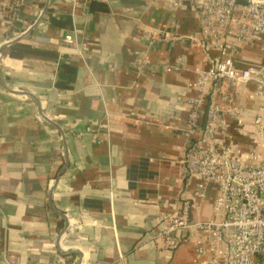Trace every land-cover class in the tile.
Listing matches in <instances>:
<instances>
[{
	"label": "crops",
	"instance_id": "1",
	"mask_svg": "<svg viewBox=\"0 0 264 264\" xmlns=\"http://www.w3.org/2000/svg\"><path fill=\"white\" fill-rule=\"evenodd\" d=\"M98 1L107 15L26 0L11 25L0 0V264H197L191 245L166 255L153 238L180 196L190 85L209 64L188 41L149 47L143 36L194 34L199 18L169 0ZM40 13L45 37L28 35ZM14 30L24 35L8 46ZM182 58L185 69L163 70Z\"/></svg>",
	"mask_w": 264,
	"mask_h": 264
},
{
	"label": "built area",
	"instance_id": "2",
	"mask_svg": "<svg viewBox=\"0 0 264 264\" xmlns=\"http://www.w3.org/2000/svg\"><path fill=\"white\" fill-rule=\"evenodd\" d=\"M64 1L87 8L91 0ZM25 2L11 0V25ZM169 2L174 9L191 6L199 32L146 33L143 38L149 47L188 41L203 50L209 67L197 69L190 85L198 95L188 102L182 188L174 212L164 217L153 240L166 255L191 245L197 264H264V0ZM41 13L33 26L45 37ZM16 31L7 36V45L24 35ZM150 66L144 56L138 76ZM185 68L182 58L163 70ZM243 101L252 102V118ZM86 134L97 137L91 127ZM209 190L216 191L210 207L215 217L205 218Z\"/></svg>",
	"mask_w": 264,
	"mask_h": 264
},
{
	"label": "trees",
	"instance_id": "3",
	"mask_svg": "<svg viewBox=\"0 0 264 264\" xmlns=\"http://www.w3.org/2000/svg\"><path fill=\"white\" fill-rule=\"evenodd\" d=\"M89 6V11L93 15L101 16V15H107L109 13V7L106 3L100 2L98 0H91L88 4ZM14 49L18 48L19 54H39V52H36L33 50L31 47L28 46H23L21 44H15ZM40 54H43V56L48 57L51 54L42 52ZM69 264H74L73 261H71Z\"/></svg>",
	"mask_w": 264,
	"mask_h": 264
},
{
	"label": "water",
	"instance_id": "4",
	"mask_svg": "<svg viewBox=\"0 0 264 264\" xmlns=\"http://www.w3.org/2000/svg\"><path fill=\"white\" fill-rule=\"evenodd\" d=\"M46 12H47V8H46L44 14H45ZM44 14H43V15H44ZM38 24H39V22L37 23V25H38ZM35 27H36V26H33L32 28H30V30L27 32V34L29 35L30 33H32L33 30L35 29ZM21 39H22V38L17 39V40H15V41L11 42L8 46L13 45L14 43L18 42V41L21 40ZM14 93H19V92L14 91ZM19 94H20V93H19ZM20 95H24V96H26V97H28V98L33 99L35 102H37V104H38V109H39V113H40L41 116H43V114H42V112H41L40 103H39L38 100L35 98V96H33V95L29 94V93H25V92L21 93ZM48 122H49L50 124H52L53 126H55V127L58 128V126H57L54 122H52L51 120H48ZM58 129H59V128H58ZM66 167H67V165H66Z\"/></svg>",
	"mask_w": 264,
	"mask_h": 264
}]
</instances>
